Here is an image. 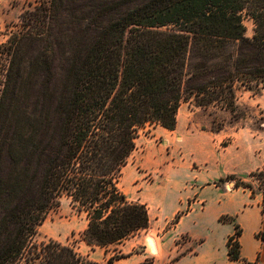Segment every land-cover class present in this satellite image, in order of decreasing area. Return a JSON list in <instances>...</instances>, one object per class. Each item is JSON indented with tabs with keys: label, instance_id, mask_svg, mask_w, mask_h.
<instances>
[{
	"label": "trees",
	"instance_id": "16d2710c",
	"mask_svg": "<svg viewBox=\"0 0 264 264\" xmlns=\"http://www.w3.org/2000/svg\"><path fill=\"white\" fill-rule=\"evenodd\" d=\"M1 39L0 264H99L35 242L61 198L86 215L88 245L123 243L151 223L119 187L139 131H174L186 101L240 122L237 92L264 90V0H40ZM251 177L264 195V169ZM220 181L256 194L237 175ZM241 234L228 240L233 261Z\"/></svg>",
	"mask_w": 264,
	"mask_h": 264
},
{
	"label": "crops",
	"instance_id": "0c3cea01",
	"mask_svg": "<svg viewBox=\"0 0 264 264\" xmlns=\"http://www.w3.org/2000/svg\"><path fill=\"white\" fill-rule=\"evenodd\" d=\"M180 111L174 131L154 129L137 161L139 169L128 171L121 186L130 200L148 206L150 227L108 248L84 241V257L99 264L116 254L113 264H141L149 258L153 264H264L262 190L253 195L227 181L218 184L229 175L247 179L264 169V136L242 127L225 146L222 131L201 130ZM224 217L232 221L224 222ZM236 225L242 229L244 261L229 257L228 240Z\"/></svg>",
	"mask_w": 264,
	"mask_h": 264
},
{
	"label": "rangeland",
	"instance_id": "374dc122",
	"mask_svg": "<svg viewBox=\"0 0 264 264\" xmlns=\"http://www.w3.org/2000/svg\"><path fill=\"white\" fill-rule=\"evenodd\" d=\"M40 0H0V31L2 32V42L5 43L10 36L18 33L20 30L21 18L26 11L33 10L38 5ZM245 25L247 27V36L253 35L254 24L252 20L245 16ZM237 104L241 111L246 113V119L240 122H232V116L229 112L209 108L203 109L196 107L193 101H186L181 106V114L191 115L197 128L201 130L214 132L217 127L223 124L222 133L225 135L224 143L229 141L236 130L244 127L249 129L252 133L263 137L264 136V90L256 94L240 89L237 92ZM216 122L214 124L213 122ZM157 126H146L139 131L136 139V150L132 153L127 166L124 167L122 175L119 179V187L123 185L124 179L131 171L132 174L139 169L137 161L142 157L144 148L149 144L151 138L154 136V129ZM214 130V131H213ZM218 131V132H221ZM217 131L214 133H218ZM223 143V144H224ZM124 177V178H123ZM254 185L257 192L260 182L256 178L245 179ZM224 181H218L222 185ZM228 185H234V181H227ZM88 225V220L84 213L77 212L71 205L67 197H62L60 206L51 211L46 220L38 227L35 235V242L37 244L55 240L63 245L73 246L82 255L85 252L86 245L83 240V233L85 226ZM151 252L154 250L149 245ZM117 254L115 255V257Z\"/></svg>",
	"mask_w": 264,
	"mask_h": 264
},
{
	"label": "built area",
	"instance_id": "2783aa9c",
	"mask_svg": "<svg viewBox=\"0 0 264 264\" xmlns=\"http://www.w3.org/2000/svg\"><path fill=\"white\" fill-rule=\"evenodd\" d=\"M234 186V185H233Z\"/></svg>",
	"mask_w": 264,
	"mask_h": 264
}]
</instances>
